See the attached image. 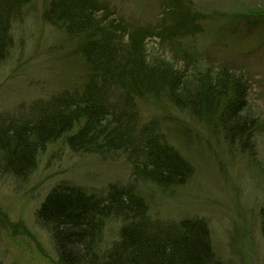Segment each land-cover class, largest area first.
Segmentation results:
<instances>
[{
    "label": "rangeland",
    "instance_id": "rangeland-1",
    "mask_svg": "<svg viewBox=\"0 0 264 264\" xmlns=\"http://www.w3.org/2000/svg\"><path fill=\"white\" fill-rule=\"evenodd\" d=\"M96 1L109 9V17L150 32L144 39L149 56L173 59L187 73L226 66L245 86L247 110L254 119L251 151L229 142L209 114L190 120L162 95L139 101L138 127L156 119L162 135L190 161L193 171L170 193L150 181L137 187L149 217L163 226L204 219L223 264H264L259 216L264 205V0H179L203 18L174 44L166 40L169 33L163 34V41L153 32L167 22L170 13H163V4L170 0ZM169 4L170 11L177 9ZM13 35L11 54L0 64V125L31 117L59 92L81 89L90 73L75 52L76 42L46 24L38 5L13 23ZM36 160L26 178L0 176V264H58L52 238L34 216L53 186L74 185L103 195L109 184L132 181L131 163L121 150L103 155L74 152L60 138ZM119 226L118 219L107 222L100 249L117 238Z\"/></svg>",
    "mask_w": 264,
    "mask_h": 264
},
{
    "label": "trees",
    "instance_id": "trees-1",
    "mask_svg": "<svg viewBox=\"0 0 264 264\" xmlns=\"http://www.w3.org/2000/svg\"><path fill=\"white\" fill-rule=\"evenodd\" d=\"M169 2L177 9L170 11ZM169 2L163 4V13H170L167 22L153 32L163 41L169 33L166 40L174 44L203 17L179 0ZM35 5L42 7L46 24L76 42L75 52L90 73L81 89L59 92L31 117L0 125V176L26 178L36 167L37 154L60 138L74 152L121 150L132 171L131 182L109 184L103 195L63 184L48 190L34 216L51 236L58 264H223L204 219L163 226L149 217L137 187L141 181L170 193L188 180L193 168L167 142L156 119L138 127L137 103L162 95L190 120L209 114L229 142L251 151L254 119L239 77L226 66L187 73L173 59L149 56L144 39L150 32L109 17V9L96 0H0V64L14 46L13 23ZM101 8L104 13L99 14ZM259 216L264 239V205ZM115 219L120 221L118 236L100 249L105 226Z\"/></svg>",
    "mask_w": 264,
    "mask_h": 264
}]
</instances>
